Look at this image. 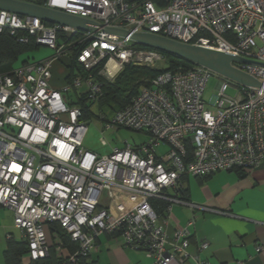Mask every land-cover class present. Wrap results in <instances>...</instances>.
Segmentation results:
<instances>
[{
  "label": "built area",
  "instance_id": "built-area-1",
  "mask_svg": "<svg viewBox=\"0 0 264 264\" xmlns=\"http://www.w3.org/2000/svg\"><path fill=\"white\" fill-rule=\"evenodd\" d=\"M43 5L240 56L247 61L233 64L264 83V0H46ZM3 29L20 42L53 51L0 72V204L12 210L28 256L48 255L45 225L56 223L77 244L67 257L71 263L97 249L98 235L120 233L152 264H184L190 258L209 264L190 252V228L204 211L225 212L180 195L181 178L264 161V90L198 64L162 70L123 106L110 113L101 107L102 131H142L149 135L146 142L98 154L82 145L89 116L79 97L100 103L104 82L113 83L126 65L162 67L164 54L129 37L0 9ZM63 57H70V65L76 62L77 70L54 88L52 64ZM212 73L220 80L207 102ZM230 86L238 89L233 96L226 93ZM154 199L166 202L161 212ZM174 203L188 206L191 216L169 234ZM208 244L200 239L198 248ZM61 246L59 241L56 249ZM255 252L264 256V244L256 243Z\"/></svg>",
  "mask_w": 264,
  "mask_h": 264
},
{
  "label": "crops",
  "instance_id": "crops-1",
  "mask_svg": "<svg viewBox=\"0 0 264 264\" xmlns=\"http://www.w3.org/2000/svg\"><path fill=\"white\" fill-rule=\"evenodd\" d=\"M69 59L64 60L69 63ZM70 69V64L64 68L54 61L51 86L59 88L71 75ZM181 180L189 201L225 212L204 211L196 219L190 228V252L209 264H264V256L255 252L256 243L264 244V161L253 167L218 170L204 177L186 173ZM190 216L188 206L172 204L167 223L169 234L175 228L184 226ZM46 230L50 236L49 245H52L48 255L51 264H78L68 262L70 250L64 246L59 234L51 231L49 224L45 225ZM7 235L20 240L21 232L13 223L12 210L0 204V264H6L4 250ZM200 239L209 241L206 248H198ZM59 241L62 246L57 250ZM96 242L97 249L86 259L89 263H153L143 250L125 244L120 233H102L97 236ZM31 260L28 254L21 259L23 264ZM167 264L183 263L172 260ZM184 264H196V261L190 258Z\"/></svg>",
  "mask_w": 264,
  "mask_h": 264
},
{
  "label": "trees",
  "instance_id": "trees-1",
  "mask_svg": "<svg viewBox=\"0 0 264 264\" xmlns=\"http://www.w3.org/2000/svg\"><path fill=\"white\" fill-rule=\"evenodd\" d=\"M31 3L43 5L46 0H24ZM63 38L69 39L68 35H63ZM81 46V45H80ZM79 46V47H80ZM143 46V45H139ZM39 45L34 41L23 43L17 40L16 35L9 33L7 29L0 31V72L8 70L18 66L30 58H34L32 51L34 48H38ZM78 47V48H79ZM145 47V46H144ZM77 49V48H76ZM74 48L73 52L75 53ZM161 51V50H160ZM165 56V64L162 67L148 68L128 64L117 75L113 83L103 84V95L100 98V106L103 109V103L105 101H113L118 107L123 106L129 99L138 93L141 86L147 85L149 80L154 77L158 72L169 69H186L192 66V63L186 59L178 56L170 55L164 51H161ZM77 67L76 62L71 63V73L75 71ZM77 70V69H76ZM145 80V81H144ZM80 105L83 108L85 117L89 116L88 107L90 103L84 99V96L79 97ZM178 193L185 196V190L182 187L178 189ZM153 205L158 211H162L166 206V202L162 200H153ZM51 231H56L61 237L64 246L68 247L70 253H72L77 244L69 235L56 223L50 224ZM7 246L4 250V259L6 264H23L21 259L28 254V247L26 243L20 238V240L14 239L12 236L7 237ZM61 242V241H60ZM62 243V242H61ZM52 245H50L51 247ZM49 255V252H48ZM48 255L43 258L32 259L28 264H51ZM87 258L81 257L78 260V264H93L86 261ZM58 264V263H57Z\"/></svg>",
  "mask_w": 264,
  "mask_h": 264
},
{
  "label": "water",
  "instance_id": "water-1",
  "mask_svg": "<svg viewBox=\"0 0 264 264\" xmlns=\"http://www.w3.org/2000/svg\"><path fill=\"white\" fill-rule=\"evenodd\" d=\"M0 9L38 17L49 23L67 25L84 31L102 30L121 37H129L136 44L164 51L186 59L192 64L205 66L240 85L264 90V83L233 64L234 62H245L247 59L225 51L185 43L153 33L132 32L121 27L105 26L85 17L24 0H0Z\"/></svg>",
  "mask_w": 264,
  "mask_h": 264
},
{
  "label": "rangeland",
  "instance_id": "rangeland-1",
  "mask_svg": "<svg viewBox=\"0 0 264 264\" xmlns=\"http://www.w3.org/2000/svg\"><path fill=\"white\" fill-rule=\"evenodd\" d=\"M32 52L35 56L34 58L30 59L37 60L50 56L53 51L50 48L41 45L38 48H34ZM64 59L65 58L63 57L56 62L62 64L64 68H66L69 63L65 62ZM219 80L220 78L215 73H212L207 80L204 92V97L207 102L209 98L217 93V84L219 83ZM141 88L142 86L139 88V90ZM237 91V88L230 86L227 88L226 93L233 96L237 93ZM102 105L105 113H110L114 108L118 107L113 101H105ZM206 107L211 108L212 106L207 104ZM89 113L87 129L82 140V145L86 149L92 150L98 154H107L113 147H123L126 144L133 146L140 145L141 143L146 142V140L149 138V135L145 132L135 131L124 127H119L118 129H106L102 131V121L100 119L101 106L99 102H95L90 105ZM101 138L105 140L104 144L101 142ZM165 149L166 145L164 144L156 151L160 152L164 151ZM46 235L47 240L50 241L48 230H46Z\"/></svg>",
  "mask_w": 264,
  "mask_h": 264
}]
</instances>
